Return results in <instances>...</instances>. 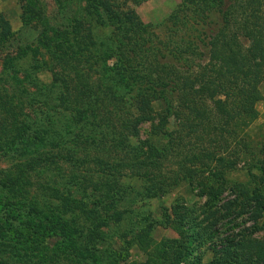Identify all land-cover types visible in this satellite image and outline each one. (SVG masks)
<instances>
[{
    "label": "trees",
    "instance_id": "obj_1",
    "mask_svg": "<svg viewBox=\"0 0 264 264\" xmlns=\"http://www.w3.org/2000/svg\"><path fill=\"white\" fill-rule=\"evenodd\" d=\"M67 1L84 3V14L77 12L65 16L63 13L64 28L61 29L50 26L44 9L36 11L35 2L20 0L24 24L34 22L41 29L34 46L15 42L12 25L0 11V51L9 46V50L17 52L5 62L14 72L11 76L15 84L13 92L7 88L10 84L5 83L4 77L0 88V152L19 151V146L10 148L25 139L29 132L27 143L34 146L27 157L8 168H0V188L12 196L28 195L36 188L65 210L81 216L91 229L90 236L96 245L105 241L104 229L109 223L112 220L122 222L132 214L131 210L104 216L89 207L86 197L84 200L47 183L34 181L33 174L64 161L78 168L91 166L106 176L155 183L161 189L158 193H167L165 187L170 184L165 172L167 164H171L176 167L175 182L188 181L196 185L198 196L206 199L199 208L203 220L185 204L173 205L164 225L178 231L179 240H164L158 244L153 236L156 222H147L145 218L147 225L132 228L134 237L128 246L133 245L145 254L146 264H264V175L259 180L253 175L250 184H246L229 179L225 171V168L236 167L241 154H249L250 147L244 141L245 129L257 120L258 105L264 102L261 91L264 84V0H182L181 12L192 5L204 19L203 34L207 40L204 51L194 48L192 55H187L189 48L184 40L173 50H160L155 67L142 63L146 72L139 66L141 61L148 60L143 52L144 45L134 47L131 44H134V35L147 34L151 25L144 24L136 12L128 8L132 0ZM178 14L179 11L170 19L178 22ZM111 21L128 25L113 29ZM99 30L109 34L107 38L116 50L109 56L104 54L105 62L117 59L118 66L111 71L112 77L118 82L125 81L132 95L141 93L133 114L119 123L121 128L116 138L112 136L111 148L100 145L90 135L100 125L91 119L94 117V87L77 61L94 54V49L100 53ZM61 50H65L66 57ZM28 53L30 63H54L50 86L60 88L59 102L79 130L73 147L75 149L84 141L95 146L97 155L78 158L75 150L67 146L54 144L59 146L57 149L52 144L47 146L46 136L39 135L38 109H34L38 98L31 102L23 98L28 92L23 90L26 82L38 93L34 83L38 80L32 75L33 70L22 72L17 64ZM56 69L60 70L59 76L55 74ZM103 69L108 70V67ZM169 95L175 97L171 107L165 112L156 111L154 103L167 101ZM19 102L30 104L33 112L28 114L25 105ZM42 105L49 107L45 102ZM172 117L175 129L169 130ZM56 119L60 121L59 117ZM39 122L53 124L52 119L46 122L39 119ZM145 124L151 125V131L148 138L140 140ZM87 128H91L88 133ZM102 143L107 144V141ZM114 148L123 154L112 152ZM261 148L264 155V125ZM231 149L235 150V160L230 159ZM114 192L119 197H123L124 192L125 197L129 188L118 184ZM248 223L251 225L247 226ZM226 227L234 231L232 236L223 237ZM77 232L75 227L66 226L63 234L69 240ZM206 250L213 253L209 262L203 261ZM73 251L80 256H55L56 263L47 257L44 260L37 257L26 264H103V257L89 253L90 244L81 251L75 248ZM164 253L171 255L162 256ZM15 257L0 255V264H17ZM109 257L116 264L125 262L118 256Z\"/></svg>",
    "mask_w": 264,
    "mask_h": 264
},
{
    "label": "rangeland",
    "instance_id": "obj_2",
    "mask_svg": "<svg viewBox=\"0 0 264 264\" xmlns=\"http://www.w3.org/2000/svg\"><path fill=\"white\" fill-rule=\"evenodd\" d=\"M28 2H35L34 6L37 12L40 8L44 9L50 26L55 28H64L61 19L63 18V13H65V16L76 15L77 12L84 14V3L67 0H28ZM180 6H182V0H132L129 3L128 8L134 10L144 24L151 25L147 29V34L134 35L135 40L132 42L134 44H131L134 47L137 44L144 45L143 52L149 61H141L139 66L143 72L146 71L142 63L146 65L151 63L155 67L159 62L160 50H173L184 40L186 41L185 45L189 48L187 55L191 56V50L194 48H200V52L204 51L207 40L203 34L205 25L201 13L196 12L192 5L181 12ZM0 11L5 14L12 25L15 42L32 46L38 43L41 29L34 22L24 24L22 21L23 5L20 0H0ZM178 11L180 20L176 22V19H170ZM103 15L107 14L103 12ZM126 25L128 24L125 22H112L111 24L113 29L117 26L125 28ZM101 33L104 38L101 37ZM107 35L109 34H104L99 30L97 42L101 46V48H98L100 53L97 52V49H94V54L77 61L82 65L84 71L87 72V76L95 91L92 94L94 117L91 119L97 120L100 125L98 128H94L90 135L95 137L100 145H106L111 148V145L114 144L111 138L112 136L116 138L121 128L119 123L125 117L133 114L141 93L137 96L132 95L125 86V81L118 82L112 77L111 71H113L115 66H118V63L117 59L105 62L106 56L111 55L112 51L116 52ZM14 46L17 48L18 45L14 43ZM83 48L85 47L83 46ZM78 49L75 48L76 51ZM104 51L105 53L102 54ZM64 52L65 50H61V54H64ZM97 53L100 55H97ZM104 54L106 55L105 57ZM16 55L17 52L9 50V46L4 47L0 51V88L4 84L2 81L3 77L5 78V83L10 84L7 87L10 91L13 90L12 87H15L14 79L11 78L14 72L5 65V62L8 58ZM29 57L28 53L17 64L21 66L22 72L33 70L32 75L38 80L34 81L35 86L38 88V93H36L37 90L34 91L30 82H26L23 90H28V92L23 94V98L28 102H31L33 98H38L35 101L36 103H34V109H38L36 123L37 127L41 129L39 135L46 136L47 146L52 144L55 149L59 146L54 144L67 146L69 150H75L78 158L97 155L98 152L95 146H89L83 143L84 141L82 142L83 144L81 142L78 143L75 149L73 147L76 133L79 130L74 121L71 120V116L66 112L63 103L59 102V100L61 101L60 88L54 89L50 86L52 78H54L51 71L54 68V63L53 65H51L52 63L50 64V61L46 63L44 61L30 63ZM64 57H66L65 54ZM136 64L138 63L136 62ZM103 67H108V70L103 69ZM33 68L36 69L34 70ZM56 70L55 74L59 76L60 70ZM57 86H60V82H58ZM63 86L65 87L66 84H63ZM44 87L47 88L44 90ZM261 91L264 95V84L261 85ZM174 100L175 97L173 98L172 95H169L167 101H157L154 103V107L160 113L165 112L168 107H171ZM43 102L48 104V109L42 107ZM20 103L25 105V110L28 114L33 112V109L29 106L30 104ZM258 114L257 120L251 123L249 128L245 129L244 141L250 147L249 154H241L235 168H225L226 175L231 180L250 184L253 175L258 177L257 180L264 175V155L261 152L264 102L258 105ZM56 117H59L60 121ZM39 119L45 122L52 119L53 124L44 125V123L39 122ZM102 119L106 121H102ZM170 124L169 130H174L175 122L173 117L170 119ZM34 129H36L35 126ZM90 129L87 128V133ZM43 130H46V132ZM150 131V124L143 125L140 132V140L148 138ZM112 132H114L113 135ZM30 133L26 134L25 139L16 142L10 148L14 149L19 146V151L0 152V168H8L16 161L27 157L31 147H34L32 143H27L26 137ZM101 140L103 142L107 141V144H103ZM19 142L24 145H20L21 143ZM232 149L230 151V159L235 160L233 157L235 150ZM112 152L118 154L121 152L123 154L117 148H114ZM167 165L165 177L169 182L168 185L170 184L165 187L167 193H158L161 189L155 183L138 179L127 180L106 176L97 173L91 166L86 165L78 168L64 161H60L54 166L42 168L33 174L34 181L47 183L84 200H86V197L89 207L104 216L112 215L116 211L128 212L131 210L132 214L128 217L125 216L126 219L122 222L118 223L112 220L109 226L104 229L106 233L105 241H100L96 245L94 239L90 236L91 229H89V226L86 225L81 216L65 210L57 201L44 196L36 188L30 190V194L24 196H12L0 188V255L16 256L17 264H26L37 257L43 258V260L47 257L56 263L57 259L55 256H80L73 251L74 248L81 251L84 246L90 244L89 253L97 258L103 257V264H116L109 256H118L119 260H125L123 264L148 263L146 255L137 247L128 246V242L132 241L134 237L132 228L140 229L144 224L152 220L156 222L153 236L158 244L164 240H179L178 231L164 225L168 211L173 205L185 204L199 215L201 212L199 208L206 203V199L198 196L199 190L196 185L190 184L188 181L175 182L174 171L176 167L171 164ZM118 184L125 187V189L129 188V194L127 193L124 197L125 194L123 192L121 194L123 197L117 196L114 190ZM155 194H158V196H155ZM145 218L148 219L147 222L144 221ZM203 218L204 216L200 214L199 220H203ZM250 225V223L247 224V226ZM66 226L71 229L75 227L78 231L77 234L74 233V239L68 240L64 236L63 232H65ZM223 232H226L223 237L234 234V231L229 229V227H226ZM170 255L171 253H164L162 256ZM212 259V251L206 250L203 255V261L209 262Z\"/></svg>",
    "mask_w": 264,
    "mask_h": 264
}]
</instances>
